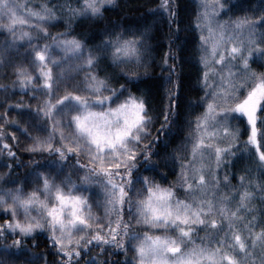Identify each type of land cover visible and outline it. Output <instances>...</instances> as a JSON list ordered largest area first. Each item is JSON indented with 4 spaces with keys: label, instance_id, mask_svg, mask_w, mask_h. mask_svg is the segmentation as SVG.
Returning a JSON list of instances; mask_svg holds the SVG:
<instances>
[{
    "label": "snow or ice",
    "instance_id": "obj_1",
    "mask_svg": "<svg viewBox=\"0 0 264 264\" xmlns=\"http://www.w3.org/2000/svg\"><path fill=\"white\" fill-rule=\"evenodd\" d=\"M114 3L79 0V7L62 9L64 26L52 32L47 25L59 22L56 5L36 10L20 0H0V29L11 33L3 47H17L20 40L28 45L27 66L0 62V68L11 66L13 84L37 100L4 105L0 153L18 161L23 136L30 141L23 145L30 157H52L32 160L28 175L35 186L27 192L15 181L0 189V241L13 237L0 243V264H16L29 251L24 241L37 230L48 233L53 264H117L111 252L104 257L112 246L125 253L120 264H264V226L257 228L252 206L257 193L264 202V181L249 179L247 166L237 185L230 172L220 175L234 162L233 141L239 143L233 120L246 121L243 143L264 172V7L220 20L234 5L204 0L190 26L197 34L200 95L188 98L187 106L201 109L193 116L180 107L182 95L195 85L185 84L190 60L182 55L186 43H176V0H159L151 13L170 29L154 65L162 70V94H153L142 79L149 74L152 48L163 47L155 20L136 27L102 24L105 6ZM81 21L99 27L91 36L76 33ZM157 95L158 105L151 103ZM13 109L23 123L9 119ZM166 136L178 141L160 160L178 170L175 181L161 183L156 177L166 175L153 144L167 145ZM73 173L82 174L74 180ZM93 205L102 212L94 213ZM91 248L100 251L89 257ZM32 255L49 264L43 253Z\"/></svg>",
    "mask_w": 264,
    "mask_h": 264
},
{
    "label": "trees",
    "instance_id": "obj_2",
    "mask_svg": "<svg viewBox=\"0 0 264 264\" xmlns=\"http://www.w3.org/2000/svg\"><path fill=\"white\" fill-rule=\"evenodd\" d=\"M22 2L27 3L35 7L36 10H39L42 5H46L51 7L52 5L57 6V18L58 23L52 24L53 28L56 31H60L63 26L65 19L67 18V13L62 9L67 8L69 5L73 7H79V0H20ZM229 3L233 4L234 7L230 9L228 12L224 13L222 17L225 19L234 18L236 16L244 15L245 11L250 12L253 8H261L264 7V0H228ZM159 3V0H115V3L112 5H106L105 18L101 22L102 24L111 25L112 22L123 25L125 27H136L142 21H153L156 23V33L159 40V44H162L163 47L155 46L151 50V63L149 64V74L146 77H142L144 83L152 89V93H163V89L165 87L163 77L161 74V69L159 67H154L157 64L159 59L161 58L162 52L168 45V34L170 29L166 21L161 20L159 15L157 14L155 17L151 15L154 7ZM180 11H179V26H180V40H177L176 43H186L187 51L182 53L189 58L190 62L184 65L185 72V84L187 86H192L191 91H185L184 95L181 97V111H190L193 116L196 115L197 112L201 111L199 107H196L195 110L189 108L187 106L188 98H195L200 95L199 85L195 84L198 65L196 64V57H198L199 53L196 52L195 48V39L196 33L193 31L191 25L194 23V18L198 10H200V3L198 0H176ZM99 27V25L93 24L88 21H81L78 24L74 25L76 33L87 32L89 36L94 34L95 29ZM172 37L175 38L177 35L175 31V22L173 23V29L171 30ZM5 31L3 33V29H0V53H3L2 58H0V62L8 63L11 65H16L14 61V57L11 54V48L5 49L3 47L4 41L10 39ZM83 38V37H82ZM186 38V40H185ZM89 43H93V40L89 39ZM175 47V45H173ZM253 68H258L256 63L252 64ZM143 71V69H141ZM166 71V70H165ZM14 76L12 74L11 66H7L5 68H0V112L4 111V105L8 103V101H12L13 105L21 102V98L24 102L28 104L29 97L27 96V90L20 89L19 85L13 84ZM135 90V89H134ZM22 91V92H21ZM151 103L159 104V95L156 96L154 101ZM15 118L16 120L21 121L23 123V119L20 111L13 109V111L9 112V119ZM232 125L235 129L238 130L239 133V148L237 147V152L233 157V163L228 166L227 169L224 168L225 172H230V182L232 185H237L239 183V176L244 172L245 167L250 171L249 179L256 181H264V172H262L257 165L252 162V159L246 149L245 144L243 143L247 136V131L245 128L246 121L242 123L240 120H233ZM11 131H15V128L10 129ZM156 129L153 128V132L155 133ZM20 135L17 132V135ZM165 140H170L171 142L165 145L164 140L160 142H156L153 144V150L158 152L160 156L155 159L160 160L166 151H170L173 146L177 143L178 137L175 136H166ZM11 143V141H9ZM17 160H9L8 157L4 154L1 156V166H4L8 172V178L11 180H20L26 179L29 175V168L31 167L32 160L43 161L44 159H52L49 156H29V154L25 153L23 149L20 147L17 150ZM19 162V167H17V163ZM11 164L12 167H7L8 164ZM160 170L166 175V179L163 176H157L156 179L161 183H169L175 181L176 170H178V165H173L171 162L168 163V166H164L163 160H160ZM177 194L181 197L184 196V191L181 188H177ZM259 193H257V199H255V208L258 211L257 218L259 219V223L257 224V228L264 226V202L259 199ZM203 231V230H200ZM38 234H35L31 237V239H27L24 241L27 244L29 251L25 252L29 256L33 257L36 260V264H42L40 259H37L32 255V253H43L46 255L49 264H53L56 260V256L53 255L55 249L51 248L47 243L48 234L45 231H37ZM13 239L12 236H7L4 241H0V243L7 244ZM36 241L35 247L32 246V241ZM98 248H91L88 252V256L91 257L94 253L99 252ZM111 252L112 260L116 261L117 264L123 260L125 253L117 250L114 246L110 247L108 251L104 252V257H107ZM80 264H84V261L81 260Z\"/></svg>",
    "mask_w": 264,
    "mask_h": 264
},
{
    "label": "rangeland",
    "instance_id": "obj_3",
    "mask_svg": "<svg viewBox=\"0 0 264 264\" xmlns=\"http://www.w3.org/2000/svg\"><path fill=\"white\" fill-rule=\"evenodd\" d=\"M200 5L203 4L204 0H198ZM21 3H25V2H22L20 1ZM29 7L35 9V7L29 5ZM219 19L220 20H227L225 19V17H222V15L219 16ZM50 29V31L52 32H57L55 28H53L52 24H49L47 25ZM27 30V29H25ZM4 31L9 35L11 36V33H8L6 30L3 29V33ZM19 34V33H17ZM16 44L18 45L17 47H13L11 48V54L12 56L14 57V61L16 63V65H19L21 63H23L25 66H27V61L25 60L24 58V51L25 49L28 47V45L23 41V40H20V41H17ZM19 45H22V47H20ZM54 55H58L59 53H53ZM31 70V69H29ZM22 92V91H21ZM27 93V96L29 97V101H28V104H31V105H35L37 103V100L35 99H31L30 98V95L28 93V91L26 92ZM31 130V129H30ZM18 136H20L18 134ZM238 138H239V133H238ZM20 148L24 150L23 148V145L25 143H30V141H27L25 139V137L23 136H20ZM233 144H234V147H233V152L236 153L237 152V147L239 148V143H237L236 141H233ZM239 145V146H238ZM2 156V153H0V158ZM1 159H0V163H1ZM65 171H69L68 168L65 169ZM82 174V173H73V179L74 180H78V176ZM225 173H224V168H221L220 169V175L223 176ZM8 175H9V172L8 170L4 167V166H1L0 164V189H3V188H12L14 187V185L11 183V181H15L16 183L18 184H21L23 187H24V191L27 192L28 190H30L31 188H33L35 186V181L34 179L31 177V176H28L26 179H21L20 180H11L8 178ZM92 191L95 192L97 191V189L95 188V186H93L92 188ZM221 191H225V189L223 188V186L221 185ZM95 199V197H94ZM252 206L255 207V200H253L252 202ZM93 212L96 213V214H100V212H102V209H97L95 207V205H93ZM253 215H255L256 217L258 216V211H256L255 213H253ZM259 223V219L257 218V224ZM145 229L143 227H137V231H144ZM37 231H41V230H37ZM47 232V231H45ZM48 234V233H47ZM200 235H203V231H200ZM197 243H199V237H197ZM127 257L129 260H131L132 258V253L129 252L127 254ZM36 260L29 256L28 254L26 253H22L17 259H16V264H36Z\"/></svg>",
    "mask_w": 264,
    "mask_h": 264
}]
</instances>
